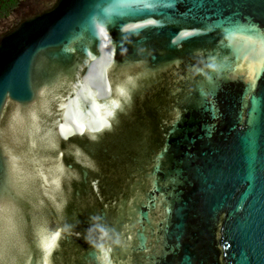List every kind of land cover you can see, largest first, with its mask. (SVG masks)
<instances>
[{
	"label": "water",
	"instance_id": "95a60500",
	"mask_svg": "<svg viewBox=\"0 0 264 264\" xmlns=\"http://www.w3.org/2000/svg\"><path fill=\"white\" fill-rule=\"evenodd\" d=\"M0 264H264V0L0 18Z\"/></svg>",
	"mask_w": 264,
	"mask_h": 264
},
{
	"label": "flooded vegetation",
	"instance_id": "af4514ba",
	"mask_svg": "<svg viewBox=\"0 0 264 264\" xmlns=\"http://www.w3.org/2000/svg\"><path fill=\"white\" fill-rule=\"evenodd\" d=\"M21 0H6L2 1L6 6L5 10L0 9V18L7 16L20 2Z\"/></svg>",
	"mask_w": 264,
	"mask_h": 264
},
{
	"label": "trees",
	"instance_id": "16d2710c",
	"mask_svg": "<svg viewBox=\"0 0 264 264\" xmlns=\"http://www.w3.org/2000/svg\"><path fill=\"white\" fill-rule=\"evenodd\" d=\"M2 1H6V0H0V9L5 10L6 6L4 5Z\"/></svg>",
	"mask_w": 264,
	"mask_h": 264
}]
</instances>
